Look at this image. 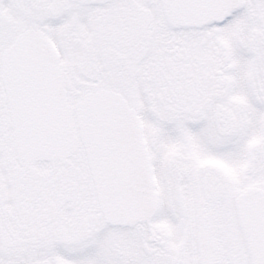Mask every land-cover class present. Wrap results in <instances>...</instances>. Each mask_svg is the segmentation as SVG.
<instances>
[{
    "label": "snow or ice",
    "instance_id": "1",
    "mask_svg": "<svg viewBox=\"0 0 264 264\" xmlns=\"http://www.w3.org/2000/svg\"><path fill=\"white\" fill-rule=\"evenodd\" d=\"M0 264H264V0H0Z\"/></svg>",
    "mask_w": 264,
    "mask_h": 264
}]
</instances>
